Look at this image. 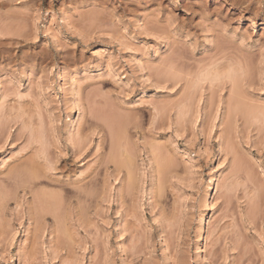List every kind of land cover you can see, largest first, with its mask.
<instances>
[{"label":"rangeland","instance_id":"1","mask_svg":"<svg viewBox=\"0 0 264 264\" xmlns=\"http://www.w3.org/2000/svg\"><path fill=\"white\" fill-rule=\"evenodd\" d=\"M241 93L264 108V0H0V264H264ZM92 172L78 206L52 181Z\"/></svg>","mask_w":264,"mask_h":264},{"label":"bare ground","instance_id":"2","mask_svg":"<svg viewBox=\"0 0 264 264\" xmlns=\"http://www.w3.org/2000/svg\"><path fill=\"white\" fill-rule=\"evenodd\" d=\"M234 80V82H231L232 83V85H233V87L234 86H242L241 85V82H240V80H239V82L237 81L238 80V78H237V80H236V78H234L233 79ZM242 81V80H241ZM224 85V84H223ZM231 86V85H230ZM240 86H239V88H240ZM245 86V85H244ZM77 90L78 89H74V91H73V100L76 102V98L79 96L78 95V92H77ZM236 90V88L234 89V91ZM231 91H232V88H231ZM240 91V90H239ZM238 91V92H239ZM238 94H240V93H238ZM236 95L235 96V98H234V100L233 101H231L232 102V104L234 105V113L236 114V115H246V114H248V113H252V111L254 112V110L256 109H254V107H249V108H252L253 110H251V109H249L248 107H247V105H246V107L244 106V105H242V103H241V96H242V93H241V95ZM235 95V94H234ZM233 96V95H232ZM232 100V99H231ZM78 102V101H77ZM231 104V103H230ZM232 105V106H233ZM233 110V109H232ZM257 110V109H256ZM256 110H255V113H257V115L259 116V115H261L262 117H263V119H264V108L262 107V109L260 108V112H256ZM255 113H253L254 115H255ZM253 114H248L249 116H252ZM108 115V114H107ZM253 115V117H255L256 118V116H254ZM247 116V115H246ZM258 116H257V118L256 119H261V117L260 118H258ZM79 118H80V116H76V115H73V116H70L69 117V123H68V126H67V131L69 132L68 133V135L70 136V138L75 134V128H77V127H75L76 125V122L79 120ZM93 119H94V117H92ZM110 118H112V117H110ZM113 118H114V115H113ZM89 119V118H88ZM105 119H106V117H105ZM110 120V119H109ZM262 120V119H261ZM91 121V120H90ZM104 121V120H103ZM98 122H100V121H98ZM97 122V123H98ZM114 122H116V121H114ZM90 123V122H89ZM97 123H95V121L94 122H91V124H90V126L88 127L89 129H93V128H101V129H103V131H108V126H107V128L105 127H103L102 128V126H100V125H98ZM104 123L106 124L107 122H105L104 121ZM104 123H102L101 125H103ZM112 123V122H111ZM110 123V124H111ZM117 123V122H116ZM110 124H108V125H110ZM103 126H106V125H103ZM113 126V125H112ZM117 127V126H116ZM116 127H115V129H116ZM112 128H114V127H112ZM105 129V130H104ZM111 130V129H110ZM109 130V131H110ZM78 131H79V129H78ZM81 131H82V129H81ZM95 131V130H94ZM109 131L107 132V134L109 133ZM114 131V130H113ZM80 132V131H79ZM74 133V134H73ZM106 136V135H105ZM112 136V135H111ZM110 136V137H111ZM112 137H114V136H112ZM108 139V138H107ZM112 139V138H111ZM110 139V140H111ZM114 140H115V138H114ZM103 141H104V137L102 136L101 137V143H103ZM110 142V141H109ZM113 142V141H112ZM105 143V142H104ZM115 144V143H114ZM113 144V145H114ZM118 144V143H117ZM116 145V144H115ZM112 147V146H111ZM117 149V148H116ZM114 150V149H113ZM110 153H111V151H110ZM114 153H115V151H114ZM109 154V153H108ZM117 156V155H116ZM122 156V155H121ZM107 158H108V156H106ZM115 157V156H114ZM113 157V158H114ZM106 158V160L107 161H105L103 164H105L106 163V166H105V168L106 169H109V167L107 166L108 164H110L112 161L110 160L112 157H111V155H110V159H107ZM63 160V162L64 163H68L70 160H68V159H66V158H64V159H62ZM105 160V159H104ZM117 160V159H116ZM123 161V160H122ZM127 161V160H126ZM21 162H23V161H20V163ZM61 163V164H64V163ZM124 162V161H123ZM24 163V162H23ZM23 163H21L20 165H19V167L21 166V165H25V164H23ZM29 163V162H28ZM27 163V165L29 166V164ZM31 163V162H30ZM113 163H115V161H113ZM116 163H117V161H116ZM128 163H129V160H128ZM19 164V163H18ZM119 164V165H118ZM126 164V163H125ZM124 163L123 164H121V162H119L118 161V163L116 164V168L115 169H120L121 167H122V165H123V168H124V166H126L127 167V164L125 165ZM35 165V164H34ZM115 165V164H114ZM33 166V165H32ZM25 167V166H24ZM27 167V166H26ZM65 167H67V166H64V165H60L59 167H55V168H57V170H59V172H60V174H63L64 173V170H65ZM115 167V166H114ZM120 167V168H119ZM125 167V168H126ZM22 168V167H21ZM20 169V168H19ZM25 169V168H24ZM31 168H29V170H30ZM117 169V170H118ZM32 170V169H31ZM56 170V169H55ZM20 171V170H19ZM33 171H35V170H33ZM32 171V172H33ZM17 172V171H16ZM28 173H29V171H27ZM31 172V173H32ZM20 173H22L21 171H20ZM34 174V173H33ZM36 174V173H35ZM34 174V175H35ZM97 173H95V175H96ZM12 175H14V174H12ZM19 175V174H18ZM24 175V174H23ZM27 175V174H26ZM32 175V174H31ZM34 175H32V177H34ZM49 175V174H48ZM51 175V174H50ZM94 174H93V172L91 173V174H89V175H87V176H84L83 178H80V179H78L77 180V182H75V183H73V184H67V183H69V181L67 182V183H64V181H62V180H60V179H56V180H52L53 181V183H54V181L58 184V182H60L61 184V189L63 188V190L65 191V193H69L70 194V196H71V198L70 197H68L67 196V194H65V196H67L66 197V199L67 198H69V205H72L73 203H75L76 202V205L78 206V205H80L81 203H82V201H84V199L83 198H89L88 197V195H87V197L85 196L86 194H85V191L83 190H81V187H85V188H87V186H89L90 184H93V183H95L98 179H96L97 177H98V175H97V177L96 176H93ZM10 176V175H9ZM20 176V175H19ZM25 176V175H24ZM37 176V175H36ZM35 176V177H36ZM45 176V175H44ZM43 176V177H44ZM11 177V176H10ZM16 177H17V175H16ZM34 177V178H35ZM42 177V176H41ZM46 177V176H45ZM44 177V178H45ZM96 177V178H95ZM18 178V177H17ZM28 178V177H27ZM37 178V177H36ZM35 178V179H36ZM6 179H8V181H9V177L8 178H6ZM19 179H20V177H19ZM48 179H49V177H48ZM96 179V181H94ZM12 180V179H11ZM21 180V179H20ZM38 180V179H37ZM40 180V179H39ZM49 180H51V179H49ZM23 181V180H22ZM94 181V182H93ZM5 182V181H4ZM34 182V181H33ZM47 184H45L46 186H52V185H54V184H51L52 182H50V183H48V181H45ZM45 182H41L40 184H44ZM93 182V183H92ZM6 183H7V181H6ZM9 183V182H8ZM34 184V183H33ZM32 184V185H33ZM38 184V183H37ZM63 184V185H62ZM36 185V184H35ZM27 187V186H26ZM32 187V186H31ZM90 187H91V185H90ZM35 188V187H34ZM84 189V188H83ZM63 192V191H62ZM83 192H84V194H83ZM45 194H47V193H45ZM52 194V193H51ZM41 195H42V193H41ZM56 195V194H55ZM59 196H62V195H59ZM47 197V196H46ZM48 198V197H47ZM55 197H53V199H54ZM73 198H74V200H73ZM65 199V200H66ZM90 199V198H89ZM64 200V199H63ZM57 201H58V199H57ZM86 201H89L88 199L86 200ZM49 202H51V201H49ZM63 202V201H62ZM65 202H67V201H65ZM55 203V202H54ZM61 203V202H60ZM64 203V202H63ZM58 204V203H57ZM58 209V208H57ZM47 212H49V211H47ZM54 213V212H53ZM207 220H208V214L207 213H205L204 214V216H203V218L201 219V222H200V232L201 233H203V231H204V229H205V224H206V222H207ZM204 244H205V238H204V236H201V248H203L204 247ZM202 250V249H201Z\"/></svg>","mask_w":264,"mask_h":264}]
</instances>
